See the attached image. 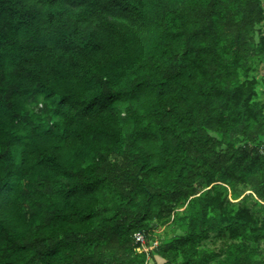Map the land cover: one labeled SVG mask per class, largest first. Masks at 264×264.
Wrapping results in <instances>:
<instances>
[{
    "label": "trees",
    "instance_id": "obj_1",
    "mask_svg": "<svg viewBox=\"0 0 264 264\" xmlns=\"http://www.w3.org/2000/svg\"><path fill=\"white\" fill-rule=\"evenodd\" d=\"M263 23L262 0H0V264H264Z\"/></svg>",
    "mask_w": 264,
    "mask_h": 264
},
{
    "label": "rangeland",
    "instance_id": "obj_2",
    "mask_svg": "<svg viewBox=\"0 0 264 264\" xmlns=\"http://www.w3.org/2000/svg\"><path fill=\"white\" fill-rule=\"evenodd\" d=\"M262 2L264 3V0H262ZM262 29H264V23L261 25ZM253 74L256 76V77H260V76H263L264 75V61H259L258 63L254 64V68H253ZM260 88V87H259ZM259 98L264 101V92H261V94L259 95ZM237 188L239 190H241V194L240 196L235 199L234 201H240L242 195L244 193H248V191L245 189V187H242L241 185H237ZM244 190V191H243ZM243 191V192H242ZM158 234L162 235L164 233V228L163 227H160L158 230ZM170 233V232H169ZM215 235H212L211 238L214 239V244L217 246V245H220L221 243V240H223L225 238V235L223 234L222 238L220 236L218 237H215ZM211 240H208L207 241V245H212L210 244ZM212 247V246H211ZM260 248H261V251H262V255L264 257V244H261L260 245Z\"/></svg>",
    "mask_w": 264,
    "mask_h": 264
},
{
    "label": "built area",
    "instance_id": "obj_3",
    "mask_svg": "<svg viewBox=\"0 0 264 264\" xmlns=\"http://www.w3.org/2000/svg\"><path fill=\"white\" fill-rule=\"evenodd\" d=\"M260 152L264 153V145L261 146ZM134 239L136 242L140 243V246L136 248L138 251H141V250L147 251L151 249L152 246H156V242L152 243V245L150 246L146 245L144 234L141 232H136L134 234Z\"/></svg>",
    "mask_w": 264,
    "mask_h": 264
}]
</instances>
